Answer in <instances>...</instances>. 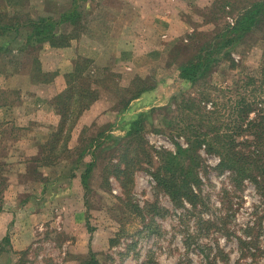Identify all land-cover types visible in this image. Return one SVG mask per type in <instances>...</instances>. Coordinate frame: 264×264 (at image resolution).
Wrapping results in <instances>:
<instances>
[{
	"label": "rangeland",
	"instance_id": "obj_1",
	"mask_svg": "<svg viewBox=\"0 0 264 264\" xmlns=\"http://www.w3.org/2000/svg\"><path fill=\"white\" fill-rule=\"evenodd\" d=\"M257 1L214 0L204 9L187 10L182 16L194 28L188 44L181 41L180 46L176 41L165 61L153 65L145 78L136 76L129 83L107 69L90 73L89 67V75L97 81L92 88L106 104L105 113L83 127L78 137L70 138L68 150L55 156L51 166L38 167L36 173L28 162L37 153L26 155L24 147L33 143L38 152L50 137L44 142L24 137L33 125L22 129L12 122L11 108L18 102V93L11 89L0 93V211L10 208L16 194H32L35 183L56 180L59 175L68 179L77 175L81 188V193L71 186L65 195L57 194L54 210L37 223L44 229L36 232L35 246L16 253V264H80L86 259L87 263L88 257L96 264H264V180L260 176L264 142L254 138L255 130L234 133L241 124L237 121L244 118L245 109L239 114L242 105L236 107L240 99L257 103L256 113L264 116V82L259 84L264 71V21L223 51L203 81L191 84L177 72L204 43ZM26 3L0 0V13L11 14L15 6V14L21 16ZM78 6L73 17L76 27L69 31L73 36L87 19L82 3ZM59 30L67 35V27ZM38 46L27 48L29 56L15 53L11 58L18 68L15 71L26 74L31 68L34 75L32 61ZM4 55L0 52V69L8 60ZM50 78L51 74L46 76ZM250 78L256 81L251 84ZM143 84L155 89V102L134 113L128 106L124 109L118 97L125 100L127 95L120 90ZM139 114H145L140 131L125 138L127 123ZM253 117L254 113L249 120ZM229 132L237 135L231 141L257 162L259 168L247 171L250 176L241 178L220 166L219 147L228 144ZM204 134L218 143L190 147L196 139L210 141ZM86 171L84 189L80 183ZM182 175L196 196L192 202L184 196L176 200L168 192L170 187L182 186ZM75 194H82L79 213L71 202ZM40 205V209L48 208Z\"/></svg>",
	"mask_w": 264,
	"mask_h": 264
},
{
	"label": "crops",
	"instance_id": "obj_2",
	"mask_svg": "<svg viewBox=\"0 0 264 264\" xmlns=\"http://www.w3.org/2000/svg\"><path fill=\"white\" fill-rule=\"evenodd\" d=\"M213 1L27 0L21 16L15 14L16 7L13 6L12 13H7L9 17H15L19 22L49 19L55 25V36L64 37L67 44L60 47L48 42L38 44L35 58L39 63L38 71L42 75L51 74L52 78L47 80L43 77L42 81L37 82L32 80L31 68L23 74L19 70L15 71L18 69L15 68L16 62L11 61L13 56H17L16 52L21 54L16 44L18 42L21 45V40L4 45L7 48L8 44H12L3 56L8 60L0 69V93L11 89L19 95L18 102L11 108L14 114L12 122L22 129L33 125L31 129L24 131V137L30 140L37 138L44 142L57 130L60 121L51 104L52 100L66 89V76L74 71L78 60L91 62L90 73H103L107 69L121 77L124 76L129 83L136 76L145 78L153 65L165 61L167 51L172 49L176 41L187 43L188 38L193 35L194 28L185 23L182 14L195 7L204 9L212 5ZM79 3H82L81 9L87 19L78 25V30H75L77 34L73 36L69 31L76 27L73 17L79 12ZM64 26L68 28L66 36L59 32ZM6 41L1 40L0 45ZM154 97L155 89H150L140 95L139 103L135 104L134 100L128 107L132 109V113L140 111L141 108L152 105L155 102ZM101 100L98 96V99L79 116L71 133V141L79 136L83 127L96 122L98 117L105 113L106 104ZM141 100H146L145 104L141 103ZM123 115L125 113L119 116L121 122ZM27 146L24 147L26 155L38 153L33 143ZM35 184L32 194H16L10 208L2 207L0 211V258L6 256L0 264H16V253L35 246L33 241L36 232L44 229L37 223L54 210L53 205L59 197L57 194L65 195L67 187L71 186L79 192L81 190L77 175L71 179L59 175L56 180L51 179L43 183L38 181ZM52 189L58 190V193ZM75 195L78 200L74 201L75 197H72L71 202L75 203L76 213H79L82 210V194ZM69 198L66 199L67 202L70 201ZM39 204L48 205V208L40 209L37 206ZM4 238H7L8 242L3 245Z\"/></svg>",
	"mask_w": 264,
	"mask_h": 264
},
{
	"label": "trees",
	"instance_id": "obj_3",
	"mask_svg": "<svg viewBox=\"0 0 264 264\" xmlns=\"http://www.w3.org/2000/svg\"><path fill=\"white\" fill-rule=\"evenodd\" d=\"M263 21L264 0H259L252 3L237 18H235L232 25H226L223 31L218 33L216 36H213V38L211 37V41L204 43L199 50L196 51L195 55H191V57L177 69L178 77L191 84L203 81L211 72L214 65H216V58L222 54L223 51L226 52L228 48L235 44V42L242 39L246 34L252 32L255 28L257 29ZM10 34H13V36H9ZM0 37L7 40L0 46V52H8V47L16 43L18 40H21V45L18 44V42L16 43L18 46L17 49L21 53L25 52V55L28 56L30 54H27L29 53L27 48L32 44H42L43 42H48L53 46L56 45L59 47L67 44L64 37L55 36V25L49 19L19 22L17 18L9 17L6 12L0 13ZM7 43L12 44H8V47L6 48L4 45H7ZM180 43L181 42H179V44ZM179 44L177 47H179ZM184 46L186 45H183V47ZM32 63L36 67V70H33L34 75H32V80L37 82L40 81L42 77L45 78L47 75H42L40 71H38V60L33 59ZM90 64L91 62L89 60H78L75 64L74 71L66 76V89L52 100L51 104L55 113L59 115L60 121L57 130L49 136L51 141L39 147L37 153L38 157H33L29 160L28 165L33 166V168L29 167L32 172L36 173V169L38 167L51 166L52 161L55 160V156H58L62 150H68L71 133L79 116L87 110L89 106L96 101V99H98L97 91L92 88L97 81H93L92 77L88 73V67ZM248 80L251 84L256 81L254 78H250ZM259 81V84L264 82V71L260 72ZM150 89H152V87H146L144 84L141 86L137 85L136 88L128 87L127 89H122L120 90L123 92L122 95L127 96L125 100L121 98V96L118 97L120 98V104L124 101L123 107L125 109L130 102ZM239 105H242L240 107L241 110L238 111L239 114H241L243 109H245V111H243L244 118H241V122L237 121V124H241L240 126L237 125L234 133L236 132L237 135H240L243 134V131L249 132V130H255L257 132H255L254 138L259 140V142L261 140L264 142V116L256 113L257 103H243V99H240V101L236 104V107ZM252 113H254V117L249 120ZM144 117L145 114H139L136 117L131 118V120L127 123L129 124V128L127 132H125V138L133 136L140 131V123L143 121ZM204 135L205 138L210 139V141L204 139L203 142H196V139L192 142L190 141V147H193L194 143H197V146L207 143V146L209 147H211V143H218V140H214V136L207 138L206 134ZM237 135L229 132V134H227V138H229L228 144L219 147L221 151L219 153L216 151V153H218L221 157L220 166L222 168L230 169L239 177L243 178L251 175L248 174V172L251 173L253 171L252 167L255 169L259 167L256 165L257 162L254 161L250 155L241 151L240 144L238 145L236 142L231 141L234 140L233 137ZM186 151L188 150H179L180 153ZM87 175L88 172L86 171V173L81 176V184L84 189L87 187ZM260 176L262 177V180H264V173H260ZM185 178H187L186 175L181 176L182 182L180 183L183 187L175 185L168 188V192L171 197H175L176 200L184 196L192 202L196 196L193 194L188 184L183 183ZM156 179L161 181L159 178ZM183 189L184 192L181 193ZM7 242V238L2 240V244H7ZM1 251L2 247L0 245V252ZM90 258L91 257H88L87 263L85 262L87 260L86 259L85 261H81L80 264H96L93 258Z\"/></svg>",
	"mask_w": 264,
	"mask_h": 264
},
{
	"label": "built area",
	"instance_id": "obj_4",
	"mask_svg": "<svg viewBox=\"0 0 264 264\" xmlns=\"http://www.w3.org/2000/svg\"><path fill=\"white\" fill-rule=\"evenodd\" d=\"M233 24V22H231V25Z\"/></svg>",
	"mask_w": 264,
	"mask_h": 264
}]
</instances>
